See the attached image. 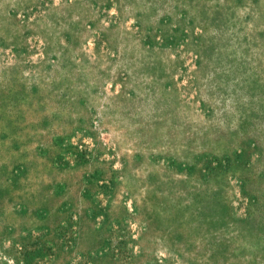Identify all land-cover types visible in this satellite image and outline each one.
Segmentation results:
<instances>
[{
    "label": "rangeland",
    "instance_id": "374dc122",
    "mask_svg": "<svg viewBox=\"0 0 264 264\" xmlns=\"http://www.w3.org/2000/svg\"><path fill=\"white\" fill-rule=\"evenodd\" d=\"M0 264H264V0H0Z\"/></svg>",
    "mask_w": 264,
    "mask_h": 264
}]
</instances>
